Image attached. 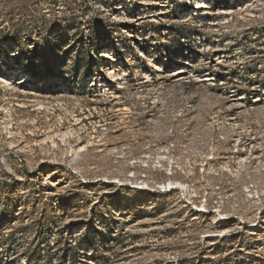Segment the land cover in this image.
<instances>
[{
    "label": "rangeland",
    "instance_id": "1",
    "mask_svg": "<svg viewBox=\"0 0 264 264\" xmlns=\"http://www.w3.org/2000/svg\"><path fill=\"white\" fill-rule=\"evenodd\" d=\"M204 2L0 0V264H264V0Z\"/></svg>",
    "mask_w": 264,
    "mask_h": 264
},
{
    "label": "bare ground",
    "instance_id": "2",
    "mask_svg": "<svg viewBox=\"0 0 264 264\" xmlns=\"http://www.w3.org/2000/svg\"><path fill=\"white\" fill-rule=\"evenodd\" d=\"M144 1H146V0H144ZM151 2V1H150ZM197 4V6H196V8H200L203 12H202V14L203 15H216V16H219V17H224L225 19L228 17V16H232L233 14H238V15H244V14H246V13H253V10H250L249 8H240V9H237V10H233V9H219V11L217 12V13H214V11H215V9L214 8H212L210 5H209V3H206V2H197L196 3ZM199 4H202V5H199ZM251 4V3H250ZM145 5H147V4H145ZM149 5V4H148ZM249 5V4H248ZM252 6L254 5V3L253 4H251ZM117 10L118 11H120V10H122L120 7H118L117 8ZM115 17H114V20H117L118 18H119V14L118 13H115V15H114ZM154 20V19H153ZM155 21V20H154ZM142 56H144L143 54H142ZM155 70H157V71H161V68L160 67H158V65L157 66H155V68H154ZM187 72H188V69H186V68H182L181 70H179L178 72H177V74H176V76H177V79H176V81L177 82H181V81H183L185 78H186V75L185 74H187ZM189 73V72H188ZM114 75H116V74H114ZM119 80V78L117 77V81ZM214 78L213 77H211V76H209V75H206L205 76V79L203 80V82H207V83H211L210 85H213V82H214ZM259 101H262L259 97H257V98H255L254 99V102L255 103H257V102H259ZM237 103H239V104H237ZM228 104H230V108H233L234 109V112H235V110H239L240 112H241V110L240 109H242V107H245L241 102H236V99H235V96H233V98H231V99H228ZM238 111V112H239ZM237 112V111H236ZM239 112V113H240ZM77 121H79L78 119H77ZM254 141H256V140H254V139H251V140H247L246 142H242V141H237L238 143H239V146H242V144H243V147L244 148H242V150L240 151V150H236V151H234V152H232V155L233 156H237V158H239L240 157V155H238V154H243L244 152H248V154H251V156H252V158L253 159H255L256 158V154H253L254 153V149H255V147H254V145H253V142ZM239 146H237V148L239 147ZM82 149H83V151H85L86 150V147L84 146V147H82ZM244 149V150H243ZM250 152V153H249ZM225 159H227V158H225ZM239 159H241V161L244 163V162H247L248 161V158L246 159H244V158H239ZM165 160V157H160V162H163ZM169 184L170 185H174V183H172V181H170L169 182ZM167 187V184H165V188ZM187 189V186L186 185H183V183H180L178 186H177V190H180V191H185Z\"/></svg>",
    "mask_w": 264,
    "mask_h": 264
},
{
    "label": "built area",
    "instance_id": "3",
    "mask_svg": "<svg viewBox=\"0 0 264 264\" xmlns=\"http://www.w3.org/2000/svg\"><path fill=\"white\" fill-rule=\"evenodd\" d=\"M204 2V0H185V2H188L189 3V5H191V3H192V7L194 8V9H196L197 11H201V12H203L200 8H196V6H197V2ZM199 5H202V4H199ZM187 6V5H186ZM250 136V135H249ZM249 139H254V138H250L249 137ZM236 150H238V149H236ZM235 150V151H236ZM239 160H241V159H239ZM170 175H172V172H171V174ZM177 183L176 184H174V185H170V184H167V189L168 190H173V189H175V190H177ZM162 188H165V185H163V187ZM180 191V190H179ZM252 199L255 197L253 194L250 196ZM221 203V202H220ZM223 204V203H222ZM192 206V208H193V210L194 211H196L197 213H200V214H208V213H210L211 211L213 212V213H215L217 216H219V218L222 220V221H226V220H228V216H225V215H221L222 214V212H223V208L225 207V205H222V207H221V205L219 206V209H211L210 208V206H209V204H208V201L206 200V199H203L202 201H201V203H199V204H192L191 205ZM235 209H239V206L238 205H236L235 206Z\"/></svg>",
    "mask_w": 264,
    "mask_h": 264
}]
</instances>
